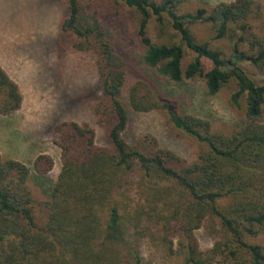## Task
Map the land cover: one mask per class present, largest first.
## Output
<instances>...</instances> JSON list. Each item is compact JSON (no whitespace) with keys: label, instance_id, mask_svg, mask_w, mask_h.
Masks as SVG:
<instances>
[{"label":"trees","instance_id":"obj_1","mask_svg":"<svg viewBox=\"0 0 264 264\" xmlns=\"http://www.w3.org/2000/svg\"><path fill=\"white\" fill-rule=\"evenodd\" d=\"M62 4L61 44L94 58L97 84L83 98L108 142L98 143L89 121H56L61 170L46 199L30 184L33 170L0 152V264H151L143 247L153 238L175 264H264V0ZM153 20L167 34L160 42L149 33ZM159 77L200 79L209 94L227 89L238 119L214 128L184 111ZM22 103L0 63V114ZM133 110L162 111L168 127L199 144L197 156L187 160L149 134L130 140ZM53 166L49 154L34 161L41 175ZM202 227L213 239L207 249Z\"/></svg>","mask_w":264,"mask_h":264},{"label":"rangeland","instance_id":"obj_2","mask_svg":"<svg viewBox=\"0 0 264 264\" xmlns=\"http://www.w3.org/2000/svg\"><path fill=\"white\" fill-rule=\"evenodd\" d=\"M223 1L233 0H183V6L214 5ZM63 13L62 0H0V63L23 94V103L17 112L0 114V152L5 158L23 161L33 170L30 184L41 199L48 197L49 187L61 170L60 148L53 142L51 132L56 121H89L96 129L98 143L108 142L104 127L95 122L91 101L83 98L97 84L94 58L63 47L60 30ZM198 26L194 28H201ZM121 28L129 30L130 24L124 21ZM165 29L169 32V27ZM203 30V36L208 37ZM149 33L154 42L164 40L167 35L160 31L156 20L151 22ZM188 53L191 57V51ZM159 80L184 111L209 119L214 128L228 126L238 119L228 103L227 89L209 94L200 79L175 82L159 77ZM133 81L129 74L126 92ZM130 115L127 131L130 140L149 134L162 147L176 151L187 160L197 156L199 144L168 127L162 111L133 110ZM43 153L53 157L54 166L49 173L41 175L34 171V161ZM37 213L44 217L45 211L38 209ZM196 234L202 248L212 246L213 239L205 228L196 230ZM257 239L264 242V235L260 234ZM151 240L143 247L148 263L175 264L180 259L171 255L157 239Z\"/></svg>","mask_w":264,"mask_h":264},{"label":"crops","instance_id":"obj_3","mask_svg":"<svg viewBox=\"0 0 264 264\" xmlns=\"http://www.w3.org/2000/svg\"><path fill=\"white\" fill-rule=\"evenodd\" d=\"M23 162V161H22Z\"/></svg>","mask_w":264,"mask_h":264}]
</instances>
